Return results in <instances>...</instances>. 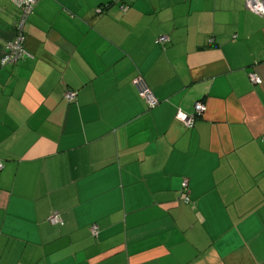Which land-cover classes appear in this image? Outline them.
Masks as SVG:
<instances>
[{"label": "crops", "instance_id": "1", "mask_svg": "<svg viewBox=\"0 0 264 264\" xmlns=\"http://www.w3.org/2000/svg\"><path fill=\"white\" fill-rule=\"evenodd\" d=\"M120 3L40 0L32 56L2 67L19 11L0 0V264H264V17Z\"/></svg>", "mask_w": 264, "mask_h": 264}, {"label": "built area", "instance_id": "2", "mask_svg": "<svg viewBox=\"0 0 264 264\" xmlns=\"http://www.w3.org/2000/svg\"><path fill=\"white\" fill-rule=\"evenodd\" d=\"M18 8L21 9L22 13L20 14V23L18 26V33L12 41H10L4 49V53L1 59V66L4 67L7 64H16L20 59H23L25 56H28L29 53L25 48L26 37L23 33L25 28V23L29 17V15L33 12L34 6L37 4L39 0H11ZM247 6L250 11L259 14L264 17V0H246ZM102 10H97V14H101ZM169 42V38L162 36L158 39L157 43L165 44ZM250 80L253 84H261L262 80L255 74H250ZM135 85L137 86L140 95L145 99L149 108H154L159 104V101L152 93V91L146 86L145 82L141 78H137L135 81ZM66 97L69 100H73L76 97V93L74 91H69L66 94ZM205 110V105L201 102H197L195 104V115L192 116H180L188 128L194 127L198 117ZM187 186V182L184 183V187ZM50 222L53 224L61 223V219L58 215L52 216ZM92 232L96 235L97 226L92 227Z\"/></svg>", "mask_w": 264, "mask_h": 264}, {"label": "trees", "instance_id": "3", "mask_svg": "<svg viewBox=\"0 0 264 264\" xmlns=\"http://www.w3.org/2000/svg\"><path fill=\"white\" fill-rule=\"evenodd\" d=\"M11 1V0H10ZM40 1V0H39ZM38 1V2H39ZM135 0H121V3H120V7L121 8H123V10H126V9H129L130 7H131V5L133 4V2H134ZM12 2V1H11ZM38 2H37V4H38ZM13 3V2H12ZM14 4V3H13ZM37 4L34 6V9H33V12L29 15V17H28V19H27V21H26V23H25V28H24V31H23V33H24V35H25V37H26V43H27V29H26V27H27V24H28V22H29V18L33 15V13H34V10H35V8H36V6H37ZM15 5V4H14ZM114 5V3H107V4H103V5H101V6H99L95 11L97 12V10H99V9H101L102 10V12H101V14H98V15H102V14H104L110 7H112ZM15 7L18 9V11H19V14H18V17H17V20H16V22H15V26H14V29H15V37H16V35H17V33H18V26H19V23H20V14L22 13V11H21V9L20 8H18L16 5H15ZM15 37H14V39H15ZM157 41V40H156ZM169 42H170V38H169ZM168 42V43H169ZM26 43H25V48H26V50H27V52L29 53V55L28 56H25L23 59H20L16 64H7L6 66H4V67H7V66H13V65H17L18 63H20L21 61H23V60H25V59H29L32 55H31V53L28 51V49H27V45H26ZM168 43H165V44H160V43H157L156 42V44L157 45H162V46H166ZM7 45V44H6ZM5 45V46H6ZM76 93V92H75ZM66 97V96H65ZM76 99H77V93H76V97L73 99V100H69L67 97H66V100L67 101H69V102H75L76 101ZM187 187H183V190L186 192L187 190ZM186 193H184V195H185ZM183 201L186 203V204H189L190 202H191V199H190V197H189V195L188 194H186L185 196H184V198H183ZM52 216H55V214H51L50 216H49V218H48V221H49V223L50 224H52V225H63L64 224V222H63V220H62V218L60 217V219H61V223H58V224H53V223H51L50 222V218L52 217ZM93 226H95V225H92V227ZM97 226V225H96ZM92 227H91V234H92V236L93 237H97L98 236V233L96 234V235H94L93 234V232H92ZM97 232H98V227H97Z\"/></svg>", "mask_w": 264, "mask_h": 264}, {"label": "rangeland", "instance_id": "4", "mask_svg": "<svg viewBox=\"0 0 264 264\" xmlns=\"http://www.w3.org/2000/svg\"><path fill=\"white\" fill-rule=\"evenodd\" d=\"M3 53H4V49H3ZM1 59H3V58H1Z\"/></svg>", "mask_w": 264, "mask_h": 264}]
</instances>
